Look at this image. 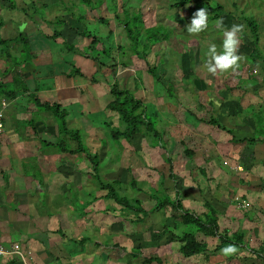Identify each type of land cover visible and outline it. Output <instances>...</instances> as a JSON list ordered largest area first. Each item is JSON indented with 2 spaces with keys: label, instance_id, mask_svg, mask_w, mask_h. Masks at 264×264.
<instances>
[{
  "label": "crops",
  "instance_id": "crops-1",
  "mask_svg": "<svg viewBox=\"0 0 264 264\" xmlns=\"http://www.w3.org/2000/svg\"><path fill=\"white\" fill-rule=\"evenodd\" d=\"M19 1L24 7L22 10H18L21 14L18 21L21 20L23 23L25 17L27 20L30 15H33L29 14L33 7L50 9V5H59L56 0H43L44 2L40 4L39 0ZM79 10L76 17H69L67 22L61 16L51 22L29 19L23 29L21 26L22 31H18L17 28L9 29L5 24L0 27L1 40L13 39L18 33H22L25 37L22 49L17 44H10L4 51L0 48V72L6 70L3 77L11 76L9 84L17 85L15 90L7 89L14 91L15 94L6 102L10 104L5 111V129L3 126L0 135V246L9 249L11 245H17L26 264H146L143 263V260L148 258H155L160 264H220L221 260L218 258L221 255L209 257L207 260H204L200 255L189 259H183L180 256L178 253L180 233L174 228V225H177L178 214L169 207L164 210L151 211L153 202L147 197L146 184L139 179L140 176L137 173L139 170L135 165L131 167L132 171H130L131 177L136 183V190L132 191L139 201L136 208L140 207L143 211H148L147 215H143V217L140 214L137 217L132 214L125 215L111 200L103 198L104 192L94 187L93 180L89 178L87 171L83 170L82 155L59 154L54 148L45 146L43 141L50 143L57 141L52 138L54 119L50 112L38 110L34 100L37 99L40 103L48 104L61 103V109L66 112V123L73 119L76 124L78 121L81 124V118L89 120L90 115L98 118L99 111L105 112L103 108L111 100L107 92L110 85L116 82L121 88L127 83V74L116 76L124 71L117 72L118 60L108 59L107 52L105 53L106 57L101 61L107 60L106 65H114L112 72L107 67L95 70L92 62L94 55L88 56L91 57L90 60L83 59L84 55L79 47H84L87 42L83 45L75 43L77 51L73 54L62 48L61 40L63 38L61 36L51 39L54 30L59 34L62 31V35L66 39L73 40L77 37L76 33L81 31V25L85 24L90 29L97 27L98 24L92 16L87 15V8L83 4L79 5ZM80 16H85L88 21L82 18L79 22L77 19ZM57 20H59V24ZM52 22L57 25L55 26ZM74 23H77V26ZM69 26L73 27L72 32L69 30L71 33L68 32ZM9 35L13 36L8 38ZM78 41L79 39L76 40V42ZM25 48L27 52H25ZM112 49L114 48L109 47L107 50ZM117 53L116 51L115 55ZM135 61L139 62L137 59ZM249 66L252 67V65L247 67ZM105 70L106 76H104ZM244 70L245 66L240 68L243 73ZM251 71L253 72V70ZM209 76L205 83L201 80L194 81V77L186 75V80L180 78L177 83L172 84V96L166 95V97L174 101V106L172 104L171 108L158 111L161 104L158 107L156 103L153 105L155 121L159 125V130L156 129V131L161 133L164 141L167 127L171 128V132L181 135L178 142L186 140V143L183 141L182 143L191 152L190 157L186 159L187 162L195 161L192 155L195 151L192 148L199 142L204 145L210 144V142H215L216 145L219 143V148H221V142L227 143L225 146L228 148H226L224 156H221V161L218 157L207 159L204 156H198L199 158L196 159L200 161L201 165L197 164L194 169L208 168L209 173L205 170L206 176L209 177L211 174L214 177L209 178L208 182L220 181V185L224 186L231 183L229 175L224 178L222 169L216 176L214 175L216 173L213 171L216 170L214 160L220 161H217V164L219 163L221 166L224 163V165L228 164L236 168L241 165V161L249 160V170L246 173L249 172L247 175H250V169L252 171L255 168L256 174L251 173L254 175L251 180L244 177V183L241 182V176L235 179L236 186L234 187L236 189L227 191L230 198L233 196L231 199L235 201L234 203L226 197V193L221 191V187L216 186V183L212 188H209L208 182L198 186L200 178H196L198 184L191 182L187 185L188 187L177 180L178 185L174 190L181 196L182 208L195 214L204 211L203 200L197 192L208 190V200L218 211L224 212L225 217V215L227 216L226 211H231L229 207L239 209L238 204L248 202L246 199L248 197L241 193L240 187L252 188L247 196L253 202L252 204H255L256 213L253 214L251 222H248L246 218L243 220V223L248 222L249 229L243 228L242 222L239 223L240 229L250 230L251 224L264 223L263 211V215L258 213L264 206V202L261 201L264 198V184L260 182L264 177V143L245 147L241 144L233 145L229 142V135L209 125L207 121L211 117L226 129L231 130L232 135L233 132L242 133L241 138L251 135L253 121L249 116H243L242 113L249 114L260 109L258 106L264 104V99L260 96L264 87L258 85L260 88L258 90L256 85L247 83L242 78L239 79L237 85L223 86L224 95L221 97V87H219V91H214L215 81L211 82L212 78L210 79ZM107 77L112 80L108 85L105 84ZM12 80L14 82L11 83ZM117 81L122 82V85L120 86ZM0 83L4 82L0 79ZM244 84H246L245 87H243ZM177 89L179 91L175 92ZM85 93L88 95H84ZM103 94L110 100L101 109H98L99 111L92 110L93 106L84 107L89 100L87 98L96 104ZM251 94H254L253 99ZM175 101L181 102L180 104H184V107L176 108ZM247 107L249 110L245 109ZM36 109L40 113V122H30V120L19 122L12 117L13 114L19 116L26 111L30 112ZM176 110L180 112H176ZM205 111H208L205 113L206 119L203 118ZM260 111L263 112L261 125L264 131V106L261 105ZM96 112L98 113L96 114ZM200 114L201 117H199ZM71 115L73 117H70ZM108 116H110L112 124L116 126L114 114L108 113ZM76 124L74 123L75 129L73 130H78L81 134L79 126ZM204 126H210L208 132H205ZM213 128L224 133L223 136L214 132ZM33 129L39 134L38 136L34 131H31ZM143 141L144 139L137 138L130 144L137 146L136 149L144 155H149L151 150H156V148H149L150 150L146 152L139 149L146 144ZM68 143L70 146H74L71 141ZM81 143L83 145L82 135ZM200 148L199 146L198 150ZM258 151L262 153L260 154ZM255 153H257L256 156ZM142 162L144 163L143 160ZM116 170L114 169V171ZM111 172L109 171L103 176L109 179ZM99 173L101 174V172ZM218 177L219 180L216 179ZM89 184L92 190L89 188L90 192H87L86 187ZM124 189L127 188H123L122 192ZM56 195L59 198L57 201ZM125 195L129 196V190L125 192ZM171 196L173 198V194ZM163 226H166L164 230L166 234L162 232ZM258 233L257 230L256 237ZM197 239L202 240L208 250L214 245L213 238L202 239L198 235ZM133 249H137V253H133ZM0 264L21 263L17 256L11 255L0 257Z\"/></svg>",
  "mask_w": 264,
  "mask_h": 264
},
{
  "label": "rangeland",
  "instance_id": "rangeland-1",
  "mask_svg": "<svg viewBox=\"0 0 264 264\" xmlns=\"http://www.w3.org/2000/svg\"><path fill=\"white\" fill-rule=\"evenodd\" d=\"M12 1L14 2V0ZM100 1L102 2L100 7H98L95 10L96 17L97 16L101 17L105 19L106 21H108V23H110V26L112 29L110 44L112 46L125 45L126 43L123 37L122 27L120 24H118L120 20L121 22L125 20V18L123 17V13H122L124 10H126L129 13L128 14L129 17L140 15V20L143 22L144 27L156 26L158 29L160 28L161 32L165 33V37H164L165 40L157 43L156 45L152 47V50L145 57V62L139 60L132 53H126V52L124 53L125 48L122 51H118L116 55H115L116 50L114 47H112L114 48L112 50H107L109 49V47L106 50H104L105 53L107 52L108 59H110L111 61H114L115 59L118 60V66L116 67V70L117 72H122V71L124 72L119 73L116 76L118 75L125 76V74H127V77H126L127 83H125L126 86L124 85L125 88H127L133 94L135 98L140 99L142 103L144 102L143 104L145 106L146 118L148 117V119L153 123V125L155 126V129L159 130V125L155 121L153 105L156 103L158 107L161 104V107L159 108L158 111H160V109H165V110L169 109L172 107V104L174 106V101L166 97L165 87L168 86V84H166V81H169L171 82V84L174 85L180 80V78H184L186 80V75H187V76L194 77V81L201 80L202 82L205 83V81L207 80V76L210 75L209 78L210 79L212 78L211 82L215 81L214 91H219L220 90L219 87H221V97L224 95L223 86H232L234 84L237 85L239 79H242V78H244L245 81H247V83L256 85L258 88L260 85H262L261 86L262 88L264 87V85L261 82V78H264V74L260 72V69L257 66L247 67L249 64L245 60L241 62V68L245 66L244 73L240 70L237 73H225V74H219L217 76H211V74L207 73L205 64L207 61L206 53L208 50V45L210 43H215L217 45L218 51L222 50L221 46H222V40H223V32L220 30H217L214 27L213 22L208 21V24H209L208 29L204 32H201L199 35L193 36V35L188 34L186 31V26L190 24V21L192 19L189 17V12L185 9H172V10L167 9L166 5L168 3V0H100ZM213 1L219 4L220 6H222L225 12L231 13L230 15H225V16L220 17L223 19L225 29H230L231 26L234 24L242 25L236 19V16L241 13L243 16L251 18L256 23L257 28H258V49L261 52V54L264 55V0H213ZM42 2L44 1L39 0L38 3L40 4ZM80 3H81V0H61V4L57 6L50 5L49 6L50 9L37 8V6L33 7L31 11L29 10L30 11L29 14L33 12V15H30L27 20L25 17V21L23 23L21 22V20L18 21V17L21 18V14L19 13L20 11L15 10V9L6 10V8H1V7H6L7 3L5 1L0 0V20H2L3 24H5L9 29L17 28L18 31H22L21 26L23 29L24 25L29 19L31 21L38 19L39 21L51 22V21H54L55 18L59 19L62 16L65 22H67L69 21V17H76L77 12L80 11L79 10ZM87 3H89V6H94L95 4L98 5L97 0H88ZM16 5L18 8L24 7V5H22L19 0H17ZM85 8H87V10L89 9L88 7H85ZM65 15H68V16L66 17ZM115 15L122 17V18L121 19L118 18V20L115 21L114 20ZM84 20L88 21L86 17ZM74 24L77 26V23H74ZM98 26L100 27L98 28ZM80 27H81L80 30L82 32L89 33L90 39H92L90 35L92 36L96 35V36L102 37L101 39L97 41V44H96L97 49L102 48L101 44L107 43L106 40L103 38V37H106V30H107V28H105L104 26H101L98 24L97 27L90 29L85 24H83V28H82V25ZM69 30L72 32L73 27L69 26L68 32L71 33ZM62 33L63 32L61 31L60 36L64 40L67 41V39L64 37V35H62ZM245 34H247L246 29L245 31L243 29V32L239 34L241 36L239 54L242 55L243 57H244L243 53H246V51L248 50L246 47L248 45V42L246 40ZM12 36L9 35L8 38H11ZM75 39L76 40L79 39V41L76 42ZM85 40L86 39L77 36L73 40L69 39L68 43H71L74 46H76L75 43L77 44L79 43L83 45V44H86ZM79 48L82 51V54L84 55L82 56L83 59L90 60L91 57H88V56L95 55L94 52H87V54H84L83 52L84 47L81 46ZM105 57H106V54H105ZM136 59L139 62H136L135 61ZM11 61H14V60L11 59ZM103 62L107 64V60ZM126 62L128 64L127 65L128 68L126 67V69H122L121 64L126 63ZM145 64H147L148 68L155 67V74L153 76L147 72V70L145 69ZM19 68L22 69V67L20 66ZM45 69L46 68L44 67V70ZM251 70H253V72ZM87 73H89V71H87ZM104 76H106V70H105ZM158 76H160L163 80L159 78V81H155L154 78H157ZM0 79L4 82L3 84L7 83L6 84L7 89L15 90L17 88L16 84L15 85L9 84L11 76L1 77ZM111 82H112L111 78L107 77V81L105 84L108 85ZM117 82L119 83L120 86L122 85V82L120 81H117ZM245 86L246 84L243 85V87ZM100 89L102 90L101 87ZM258 90H260V88ZM177 91H179V89H177L175 92ZM237 92L240 93L239 91ZM84 95L87 96L88 93H85ZM253 95L254 94H251L250 96L252 97ZM260 96L264 99L263 90ZM87 99L89 100H87L84 107L87 108V107L93 106L92 110H97V111H99L98 109H101L107 103V101L110 100V98L107 97L105 94H103L102 97L97 100L96 104L90 98H87ZM155 99H156V102H155ZM180 103L181 102H176V108L178 106L184 107V104H180ZM8 104H6V107H8ZM261 105L262 107L264 106L263 103ZM245 109L249 110L248 107ZM83 110H84V114H86L85 109ZM99 112L100 113L97 115L99 116L98 118L92 117L93 115H90L91 117L89 120L81 118L82 120L81 124L79 123V121L76 124V122L73 119H70L69 122H67V127L69 126V128L75 129L73 127L74 123L77 126H79V131H81V134L79 132V136L81 138V135H82L83 145L84 147H86V149L89 152L96 151L101 154L100 161H99V172H101V174L99 173L98 180L97 179L93 180L95 188H98L97 183L99 181L109 180L106 176H103L104 174H106L109 171L113 172L114 169H117V166H120L121 164V163L119 164L117 163L119 162V160L117 159V154H118L117 146L113 143V141L109 139L106 132L102 130V125L100 124V120L101 122L102 121L107 122L108 120H110L109 119L110 116H108L109 112L107 111L103 113H101V111ZM176 112H180V111L176 110ZM207 112L208 111L203 112L204 113L203 118L205 119L207 118L205 115V113ZM97 113L98 112H96V114ZM39 114H40L39 111L36 109L30 112L26 111L19 116H16L13 114L12 117L14 118V120H17L19 122H27L28 120H30V122H36V121L40 122ZM70 117H73V115H71ZM199 117H201V114ZM3 124H5V113H4ZM80 125H81V129H80ZM204 127H205L204 128L205 132H208V129H210V126H204ZM4 129H5V126H4ZM166 129H167V132L165 131V141L164 139H162L163 141L162 144L165 147L164 149L165 153L171 158L170 166H171V169L173 170V173L176 175L177 180L179 182H182L185 186H187L188 184H191V182L192 183L198 182L196 178H200L198 179L200 181L198 182L199 183L198 186H201L202 184L204 185L206 182H208V180L205 178L206 174H204L203 171L206 170V172L209 173V169L204 168V170L201 173L198 172L199 174H201L199 175L197 171L194 169V167L197 164H200L199 163L200 161L196 159L199 158L198 156H204L207 159L218 157L220 158L219 160L221 161V156H224L225 150L226 148H228L227 146H225V144L227 143L221 142V148H219L218 147L219 143H217L218 145H216L215 142H210V144L206 143L204 145L199 142L200 144L197 143V145L192 148V150L195 151V153L192 154L195 158V161L187 162V160L182 157L181 147L178 143V139L180 138L181 135L177 133L178 134L177 136L175 132L170 131L171 128L169 127H167ZM31 131L33 132L34 129ZM214 132L221 134V136H223L224 134L218 130H214ZM34 133L37 136L39 135L35 131ZM233 135L237 138H241L243 136V134L240 132L238 133L233 132ZM215 138L216 140H218L217 137ZM182 141L186 143V140H182ZM145 145L143 146V148H139V149H143L146 152H148L150 149L145 147ZM199 146L201 148L198 150ZM128 148L134 149L138 147L130 144ZM165 153L162 149L157 148L156 150H151V152H149V155L148 154L141 155V158L146 165H151L152 167L156 166L155 169L158 172L160 171L161 174L166 175L168 165L164 164L161 160L162 155L163 154L165 155ZM258 153L261 154L262 152L258 151ZM227 154H228V151H227ZM256 154L257 153H255L254 155L256 156ZM122 155L124 156L126 154L123 153ZM214 161H215L216 170H217V171L213 170L214 172H216L214 174L215 176L217 173L221 171V169L223 171L224 178L225 176H228V175L230 176L231 183L227 184L226 186H224L223 184L220 185V181H215L216 186L221 187V191L226 193V197L228 199L230 198V195L228 194L227 191L229 189H236L234 187L236 186L235 184L236 178L241 176L242 177L241 182L244 183L243 181L245 180L244 177L251 180V178H254V175H252L251 173L256 174V171L254 168L252 169V171L250 169V175H247L249 173V172L246 173L249 170V160L244 161V162L241 161L240 162L241 165L238 166V169H236L235 166H231L228 164L227 165L222 164L221 166L219 165V163L217 164L218 160L217 161L214 160ZM86 166L87 164L84 161H82V167L84 171L86 170ZM228 167L232 168V170H229ZM137 173L140 176L139 179L143 180V182H146V181L147 183L154 182L153 180L155 178V174L149 173L145 169H140ZM209 178H214V177L210 174ZM216 179L219 180V177ZM208 183H209L208 184L209 188L215 187L214 182H208ZM164 184L165 186L171 187L172 182L169 180H165ZM89 188L91 189L90 184L88 185V187H86L87 192H90ZM126 188L127 189H124L123 192L121 190L120 194L124 195L125 192L129 190L130 198H135L133 191H131L129 187H126ZM240 189H241V193L242 194L244 193V196L248 197L246 198L248 200V207L246 208V210H244V208H241L240 204H238L239 209L234 208V207L232 208L229 207L231 211L232 210L234 211L231 212L228 210L226 211L227 216L226 215L225 217L221 216V223L224 222L223 219H232L233 222H231L229 225L231 226V228H237V226L241 228L239 226V223L240 222L243 223V220L245 219V215H247V212L254 211V214H255L256 209H257L256 207H254L255 204L253 205L252 204L253 202L250 201L249 196H247V194L250 193L252 188L250 189L249 187L241 186ZM208 194H209V191H208ZM166 195L170 200H173L171 193H167ZM56 197H57L56 199L57 201L59 199L58 195H56ZM232 197L233 196H231V198ZM231 198L230 200L234 203L235 201ZM261 201L264 202V198ZM221 207H224V206L221 205ZM261 209H260L261 211L259 210L258 213L263 215L264 206H262ZM262 211H263V214H262ZM247 224L248 222L245 221L243 223L244 225L243 228L249 229V226H247ZM175 226H176L175 230L180 233L181 227L179 225H174V227ZM191 229L192 228H187L186 230L191 231ZM242 230L246 232L244 239L248 240V245L253 248H256L258 246V243L264 239V223H260V224L255 223V225L251 224L250 225L251 232H249L250 230H245V229H242ZM257 230L259 231V233H258V236L256 237L255 235H256ZM227 257H230V259H227ZM218 259L221 260L220 264H259L260 263V260L258 258L254 257L253 255L249 254L246 251H243V252H240L234 255H229V256H225L221 253V257ZM191 262H194V261H191Z\"/></svg>",
  "mask_w": 264,
  "mask_h": 264
},
{
  "label": "trees",
  "instance_id": "trees-1",
  "mask_svg": "<svg viewBox=\"0 0 264 264\" xmlns=\"http://www.w3.org/2000/svg\"><path fill=\"white\" fill-rule=\"evenodd\" d=\"M1 1H5L7 3L6 7L1 8H6V10H22V8L17 7V0H14V2L12 0ZM87 1L88 0H81L80 3L89 8L87 10V15L92 16L97 24L107 28L106 37H103L107 43L101 44V49H97L96 44L97 41L102 37L90 35L92 37V39H90L88 32L79 31L76 33L77 36L86 39L85 41L87 44L84 46V54H87V52L95 53L94 57L92 58L95 70L107 67L110 72L113 71V65H106L105 62L101 61L104 60V50L108 47H114L117 52L122 51L125 48L124 53H132L139 60L145 62V57L152 50V47L165 40V33L161 32L160 28L158 29L156 26L144 27L143 22L140 20V15L137 14L139 17H129V13L124 10L122 13L125 20L122 22L120 20L118 24H120L122 27L123 37L126 43L125 45L112 46L110 44V38L112 35L110 23L101 17H96L95 15V10L101 5L102 2L97 0L98 5L95 4L94 6H89ZM58 3L61 4V0H58ZM166 8L169 10L185 9L189 12L190 18L193 17V14L198 9L205 8L208 11L209 22H213L222 16L231 14L230 12H225L223 7L215 3L213 0H168ZM31 14H33V12ZM82 18L85 19V16H80V18L77 20L80 22ZM118 18L121 19L122 17L117 15L114 16L115 21H117ZM236 19L244 26V31L246 29L247 32L245 35L248 42V45L246 46L248 50L246 53H243L244 57L246 58L245 61L248 62L249 65L257 66L260 69V72L264 74V55H262L258 49V28L256 23L251 18L243 16L242 13L237 15ZM58 22L59 21L57 20V23ZM2 25L3 21L0 20V27ZM56 25L57 24L55 23V26ZM59 36L60 34L54 30L53 34L51 35V39L55 37L58 38ZM24 39L25 37L22 33H18L13 39L10 40L0 39V48H2V51H4L10 44H17L22 49L25 43ZM68 40L69 39H67V41L64 39L61 40L62 48L67 52H71L73 54L76 53L77 48H75V46L72 44L69 45ZM25 52H27L26 48ZM126 67L127 62L121 64V68ZM145 69L152 76L155 74V67L148 68L147 64H145ZM5 72L7 71H1L0 77H3ZM159 78L161 77L158 76L154 79L155 81H159ZM12 82H14V80H12L11 83ZM261 82L264 85V78H261ZM166 84H168V86L165 87L166 95L172 96V84L169 81H166ZM238 89L241 90L240 87H238ZM107 92L111 100L104 106L103 110L114 114L116 126L112 124L111 120H108L107 122L100 121V124L102 125V130L106 132L109 139L117 146V151L119 152L117 155L119 162L117 163L121 164L118 166L116 171L110 173L109 180L99 181L97 183L98 189L104 192L103 198L111 200L116 206L119 207V209H121L125 215L132 214L134 217H137V215L140 214L142 217L143 215L146 216L148 211H143L140 207L136 208L139 205V201L136 198H130L125 194H120L123 187H129V189L131 191L134 190V192L136 190V183L131 177L132 175L130 173V171H132L131 167L135 165L137 170L145 169L149 173L155 174L153 183H147V181L145 182L146 192L148 194L147 197L151 202H153V205L150 208L151 211L164 210L166 207H169L172 211L178 214L177 225L181 227L180 237L178 238V253L183 259L198 257L200 255L204 260H207L209 257L221 255L222 248L228 246L229 244H234L238 248L236 254L246 251L258 258L260 260L259 264H264V239L258 243L256 248H253L248 245V240L244 239L246 235L244 230L240 229L239 227L231 228V226H229L230 223L233 222L232 219H223L224 222L221 223V219H218V217H224V213L222 211H218L213 203L208 200V190L197 192L203 200L202 207L204 211L202 213L195 214L182 208L180 202L181 196L177 191L174 190L176 189L175 187H177L178 183L176 175L173 173V170L170 166L171 158L165 153V147L162 144L163 141L161 133L156 131L153 123L148 119V117L146 118L145 108L142 101L138 98H135L133 94L127 88H125V86L120 88L116 82L108 87ZM14 94V91L7 90L6 84L0 83V98L2 97L5 100H10ZM34 103L38 110L50 112L52 118L54 119L55 126L52 137L57 139V141L55 143L43 141L45 146L54 148L59 154L82 155L83 161L87 164L86 171L89 178L92 180H98L99 161L101 154L96 151L89 152L86 147L82 145L78 130H73L67 127L65 120L66 112L61 109L60 104L40 103L37 99L36 101L34 100ZM258 108L261 109V105H259ZM260 109L250 112L249 114L242 113L243 116H249V118H251L253 121V132L251 135L244 138L236 139L234 135H232L231 130L226 129L211 117L207 123L229 135V142L233 145L241 144L245 147L254 144H263L264 131L261 125V115H263V112H261ZM137 138L144 139L148 148H160L164 151L165 155H162L161 160L164 164L168 165L167 174L165 176L155 170L156 166L152 167L151 165H146L142 162L141 155H144L143 153L138 151L136 148H128L130 143ZM68 141H71L74 146H70ZM178 143L181 147L182 157L184 159H188L191 155V152L186 146L183 145L182 141H179ZM123 153L126 155L123 156ZM203 170V168L196 169L197 173H201ZM203 172L205 174V170ZM207 177L208 176L205 178L209 180V177ZM165 180L172 182L171 187H165ZM260 182L264 184V177L260 180ZM196 184L198 183L196 182ZM167 193L173 194V200H170L167 197ZM246 203L248 204V202ZM253 214L254 211L247 212V215H245V218L248 222H251ZM174 228H176V226ZM187 228L192 229L191 231H187ZM165 229L166 226H163V234L165 233ZM198 235H200L202 239L213 238L214 245H212L208 250L206 248V244L202 240L197 239ZM133 253H137V249H133ZM227 259H230V257H227ZM152 262L160 264V262L155 258L143 260V263L146 264Z\"/></svg>",
  "mask_w": 264,
  "mask_h": 264
},
{
  "label": "clouds",
  "instance_id": "clouds-1",
  "mask_svg": "<svg viewBox=\"0 0 264 264\" xmlns=\"http://www.w3.org/2000/svg\"><path fill=\"white\" fill-rule=\"evenodd\" d=\"M213 24L217 30L223 32V40L221 46L222 50L218 51L217 45L215 43H210L208 45V50L206 53L207 61L205 64L206 70L212 76H217L219 74L225 73H237L241 68V62L246 59L239 54V47L241 42V36L239 34L243 32L244 26L234 24L230 29H225L222 18L213 21ZM208 27V11L205 8H200L193 14L190 24L186 26V31L188 34L196 36L201 32L206 31ZM0 102H3L5 104V107L3 109L4 119L7 100L1 97ZM237 251L238 248L234 244H229L228 246L221 249V253L225 256L234 255L237 253Z\"/></svg>",
  "mask_w": 264,
  "mask_h": 264
},
{
  "label": "built area",
  "instance_id": "built-area-1",
  "mask_svg": "<svg viewBox=\"0 0 264 264\" xmlns=\"http://www.w3.org/2000/svg\"><path fill=\"white\" fill-rule=\"evenodd\" d=\"M5 107V104L3 102H0V134L2 132V127H3V109ZM224 165V163H223ZM236 168V167H235ZM229 170H232V168L228 167ZM238 169V168H236ZM248 206L247 203H240V207L241 208H246ZM11 255H15L17 256L20 261L21 264H26L24 261V258L22 256V253L19 251L18 246L17 245H11L9 249H5L4 247L0 246V257H4V256H11Z\"/></svg>",
  "mask_w": 264,
  "mask_h": 264
}]
</instances>
